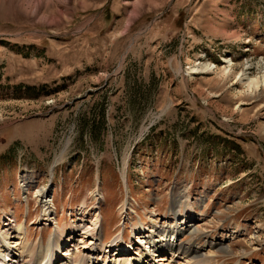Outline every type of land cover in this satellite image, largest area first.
<instances>
[{"label": "rangeland", "instance_id": "obj_1", "mask_svg": "<svg viewBox=\"0 0 264 264\" xmlns=\"http://www.w3.org/2000/svg\"><path fill=\"white\" fill-rule=\"evenodd\" d=\"M262 65L264 0H0V228L45 246L98 209L132 254L191 207L205 264H264Z\"/></svg>", "mask_w": 264, "mask_h": 264}, {"label": "bare ground", "instance_id": "obj_2", "mask_svg": "<svg viewBox=\"0 0 264 264\" xmlns=\"http://www.w3.org/2000/svg\"><path fill=\"white\" fill-rule=\"evenodd\" d=\"M225 62L228 63V66L224 67L219 73L222 79H228L233 75L230 66L231 60H225ZM260 69L261 76L247 77L246 86L248 90L264 87V65ZM27 181L25 180V182ZM48 192L45 188L36 192L41 208L39 223H36L38 225L45 223V226L55 220L53 217L56 214L54 211L55 205L48 200ZM183 197V195H178L174 199L172 198L170 203L172 215H175V211L185 203H182ZM83 210L84 205L81 208V211ZM95 210V217H93L90 224L83 222L84 219H81L78 221L79 224L71 225L69 228L61 230L55 228L54 233L49 235L45 246L42 244L41 239L33 242V244L29 243L24 228L25 222H21L19 226L14 225V220L10 217L12 212L9 211L8 215H4L9 224H4V228H0V264H51V262L52 264H70L69 261L72 260L79 261L80 264H99L100 262L104 264H205L217 255L215 249L216 251H224L225 249L218 248L223 239L215 243L205 241L201 247H196L198 245L195 244L196 241L194 240H199L201 232L195 226V221H191L190 214L192 215L194 211L190 207L188 209L189 216L184 218L185 221L178 224L163 225L160 228H132L131 233L134 235L133 241L136 244V249L135 253L131 254L130 248L126 247L125 242L122 240V236H124L122 230L116 232L110 244H101L103 242L101 215L98 213V209ZM52 218L54 219L52 220ZM188 224L189 226H187ZM184 234H190V242L196 246L180 244ZM67 244L70 247L69 250L66 247ZM142 244H144L143 247ZM63 247H66V249L62 250ZM106 248H115L113 253L116 254L107 255L111 250L109 251ZM59 249L61 250L59 251ZM225 252L228 251L225 250ZM179 261L183 262L179 263Z\"/></svg>", "mask_w": 264, "mask_h": 264}]
</instances>
